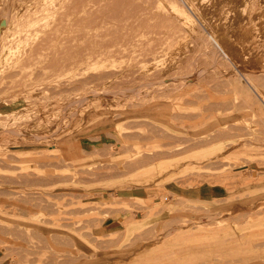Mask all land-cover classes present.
I'll list each match as a JSON object with an SVG mask.
<instances>
[{
	"label": "rangeland",
	"instance_id": "374dc122",
	"mask_svg": "<svg viewBox=\"0 0 264 264\" xmlns=\"http://www.w3.org/2000/svg\"><path fill=\"white\" fill-rule=\"evenodd\" d=\"M176 259L264 264V0H0V264Z\"/></svg>",
	"mask_w": 264,
	"mask_h": 264
},
{
	"label": "bare ground",
	"instance_id": "6f19581e",
	"mask_svg": "<svg viewBox=\"0 0 264 264\" xmlns=\"http://www.w3.org/2000/svg\"><path fill=\"white\" fill-rule=\"evenodd\" d=\"M208 1V0H207ZM204 2V1H203ZM203 2H201V3H203ZM192 3V2H191ZM227 3V2H226ZM193 4H195V3H193ZM206 4V3H205ZM207 5H208V3H207ZM210 5V4H209ZM228 5V4H227ZM232 5V4H231ZM178 6V5H177ZM180 6V5H179ZM205 6V5H204ZM176 8V7H175ZM214 9V8H213ZM240 9H242V8H240ZM182 10H183V8H182ZM215 10V9H214ZM226 10V9H225ZM159 11V10H158ZM206 12V11H205ZM188 13V12H187ZM234 13V12H233ZM177 14V13H176ZM179 14V13H178ZM182 14H184V13H182ZM181 14V15H182ZM198 14V13H197ZM227 15V14H226ZM158 16V15H157ZM175 16V15H174ZM178 16V15H177ZM202 16V15H201ZM181 18H184L185 20H183V21H185L186 22V18L182 15L181 16ZM189 18L191 19V17L189 16ZM188 19V18H187ZM193 19V18H192ZM214 19V18H213ZM177 20V19H176ZM163 21V20H162ZM191 21V20H190ZM182 22V21H181ZM185 22H183L184 24H185ZM144 23V22H143ZM161 23V22H160ZM172 23V22H171ZM188 23V22H187ZM192 24V23H191ZM150 25V24H149ZM183 26V25H182ZM190 27V26H189ZM187 28H188V26H187ZM191 28V27H190ZM193 28V27H192ZM195 29V28H194ZM190 31V30H189ZM193 31V30H192ZM191 32V31H190ZM197 32V31H196ZM183 34V33H182ZM195 34H197V33H195ZM156 35V34H155ZM171 35V34H170ZM194 35V34H193ZM172 36V35H171ZM188 36V35H187ZM190 36V35H189ZM192 36V35H191ZM203 36V35H202ZM173 37H174V35H173ZM199 37V36H198ZM170 38V37H169ZM177 38V37H176ZM184 38V37H183ZM212 39V38H211ZM204 41V40H203ZM213 41H214V39H213ZM216 43V42H215ZM157 44H159V43H157ZM165 44V43H164ZM162 45V44H161ZM206 45V44H205ZM154 48V47H153ZM203 48V47H202ZM249 48V47H248ZM156 49V48H155ZM200 50V49H199ZM153 52V51H152ZM169 52V51H168ZM174 52V51H173ZM201 52V51H200ZM170 53H171V51H170ZM170 53H169V55H170ZM179 53V52H178ZM202 53V52H201ZM168 54V53H167ZM164 57V56H163ZM158 58V57H157ZM160 58V57H159ZM158 58V59H159ZM168 58H170V56L168 57ZM167 58V59H168ZM164 59V58H163ZM165 59H166V57H165ZM164 59V60H165ZM161 60H162V58H161ZM161 60H159V62L161 61ZM156 62H157V60H156ZM162 62V61H161ZM20 211H23V210H21V209H19Z\"/></svg>",
	"mask_w": 264,
	"mask_h": 264
},
{
	"label": "crops",
	"instance_id": "0c3cea01",
	"mask_svg": "<svg viewBox=\"0 0 264 264\" xmlns=\"http://www.w3.org/2000/svg\"><path fill=\"white\" fill-rule=\"evenodd\" d=\"M202 237V236H201ZM204 237V236H203ZM212 237H214V236H212ZM212 237H210V238H212ZM213 240V239H212ZM215 240V239H214ZM188 241H190L189 239H187V238H182L181 240H178V241H176V243H174L177 247L178 246H180V245H182V244H187V242ZM216 255V254H215ZM182 259H185V258H182ZM180 259H176V260H174L172 263L173 264H178V261H179ZM186 260V259H185ZM185 262V261H184ZM183 264V263H182Z\"/></svg>",
	"mask_w": 264,
	"mask_h": 264
}]
</instances>
